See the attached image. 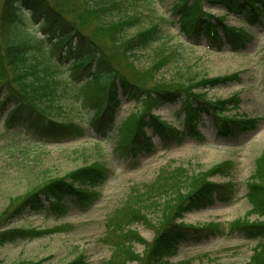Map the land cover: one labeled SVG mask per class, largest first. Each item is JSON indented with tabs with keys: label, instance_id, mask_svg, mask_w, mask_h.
Returning a JSON list of instances; mask_svg holds the SVG:
<instances>
[{
	"label": "rangeland",
	"instance_id": "rangeland-1",
	"mask_svg": "<svg viewBox=\"0 0 264 264\" xmlns=\"http://www.w3.org/2000/svg\"><path fill=\"white\" fill-rule=\"evenodd\" d=\"M121 1L123 6L111 13L112 19L139 17L126 35L156 24L161 29L159 40L125 53L100 28L96 18L81 15L80 8L64 6L75 11L69 19L102 47L120 75L139 85L137 100L120 90L122 102L113 127L108 129L105 124L94 128L90 119L95 109L78 101L73 111L64 108L57 119L74 120L73 125L84 129L86 136L51 143L44 140L38 123H31L32 116L8 126L12 104L0 110V232L23 229L29 234L0 243V264H69L80 257L85 258V264H141L154 239L174 219L178 201L201 184V175L227 161L232 162L229 169L225 172L223 168L208 181L236 184L232 201L187 213L177 220L199 228L221 225L223 235L180 245L167 264H244L261 240L249 239L244 232L231 230L230 225L264 223V215L255 212L256 203L248 197V183L254 177L258 179L259 161L264 156V26L248 25L243 17L228 15L225 23L253 40L239 52H233L228 43L219 51L208 49L205 36H200L201 45L186 38L174 8L176 0ZM3 2L0 0V10ZM208 11L217 17L226 12L220 7ZM44 31L38 24H27L25 30L31 40L43 39ZM44 44L49 46L48 39ZM70 46L66 44L68 49ZM65 61L59 70L62 77L81 82V75L74 76ZM223 77H228L225 83L203 87V80ZM176 87L190 88L212 101L237 98L238 105L228 104V115L254 117L257 127L224 137L217 132L213 117L203 112L196 121L205 136L203 142L189 137L177 144L172 138L171 145L164 146L160 136L148 129L155 152L131 159L120 147L121 141L129 139L130 127L148 109L178 133L188 125V117L180 111V100L160 105L152 103L144 92ZM98 162L110 173L102 185L92 188L99 198L86 210L72 205L58 217L43 211L26 213L8 223L3 220L31 190ZM130 250L139 255L137 259L131 258Z\"/></svg>",
	"mask_w": 264,
	"mask_h": 264
},
{
	"label": "trees",
	"instance_id": "trees-1",
	"mask_svg": "<svg viewBox=\"0 0 264 264\" xmlns=\"http://www.w3.org/2000/svg\"><path fill=\"white\" fill-rule=\"evenodd\" d=\"M176 2L174 8L179 14L180 27L186 37L196 38L192 40L200 43V36H205L207 44L219 50L227 43L234 50H240L252 40L249 34L225 23L228 15L241 16L249 25L264 24V0ZM65 5L80 8L81 15L86 18H96L100 28L125 53L147 48L159 40L161 33L159 25L155 24L134 35H126L127 29L139 22V17L112 19L111 13L123 6L121 0H4L0 10V110L12 104L7 116L10 119L9 123L6 122L8 126H15L20 119L32 116L31 123H38L45 139L52 142L70 141L86 135L84 129L73 125L74 120L58 121L64 108L73 111L78 101H82L84 105L89 104L95 109V115L90 119L92 126L98 130L107 124L110 129L115 124V115L121 106L120 90L127 96L135 97L140 94L136 87L139 85L123 78L110 63L102 47L69 19V14L75 11L66 10ZM211 7H220L226 12L217 17L208 11ZM27 24H38L43 28L44 38L31 40L25 32ZM47 39L49 46L44 44ZM66 44L71 45L69 49ZM64 60L74 76L81 75V82L62 77L59 70ZM227 80L228 77L206 79L202 84L203 87L216 86ZM144 92L152 103L160 105L180 100V111L185 113L189 122L178 133L148 109L147 114L130 127L132 133L129 139L121 141L120 147L126 150L131 159L140 154L150 155L155 152L156 145L147 134L148 129L160 136L164 146L171 145L172 138L177 144L189 137L203 141L205 136L196 126V121L203 112L213 117L218 133L224 137L257 127V119L254 117L228 115V104L234 102L232 105H238L237 98L212 101L202 93L183 87ZM138 98L135 97L136 100ZM231 164V161H227L201 175V184L178 201L174 219L167 222L154 239L141 264H167L180 245L201 242L204 238L223 234L221 225L199 228L177 220L187 213L206 209L216 203L227 204L233 199L236 184L208 181L211 175L221 172L223 168H226V172ZM108 173L109 170L98 162L75 169L65 177L50 180L25 194L3 220L8 223L26 213L35 215L43 211L47 215L58 217L65 214L72 205L86 210L99 198L92 188L102 185L109 176ZM259 174L262 178H259ZM259 174L258 179L254 177L248 183V197L256 203L255 212L261 216L264 215V156L259 161ZM2 225L1 223L0 227ZM230 229L244 232L249 239L261 240L254 255L244 264H264V223H232ZM28 236V232L23 229L3 231L0 232V243ZM130 253L133 259L139 256L132 250ZM84 260L85 258L80 257L69 264H85Z\"/></svg>",
	"mask_w": 264,
	"mask_h": 264
}]
</instances>
